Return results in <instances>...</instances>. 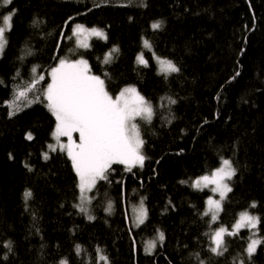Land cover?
I'll return each mask as SVG.
<instances>
[{
    "label": "trees",
    "instance_id": "obj_1",
    "mask_svg": "<svg viewBox=\"0 0 264 264\" xmlns=\"http://www.w3.org/2000/svg\"><path fill=\"white\" fill-rule=\"evenodd\" d=\"M13 9L8 44L0 54V264L61 259L95 264L97 247L111 264H198L197 253L205 264L246 259L249 230L227 238L229 250L222 257L208 250L205 234L220 226L230 229L239 211L248 209L261 217L258 235L264 236V0H12L0 6V24ZM33 20L41 23L33 26ZM156 21L162 22L159 30L151 28ZM75 24L103 28L108 40L92 37L89 49L77 48L75 37L68 38ZM142 38L151 50L143 49ZM113 46L119 53L102 64ZM141 51L148 67L136 63ZM153 53L180 71L165 78ZM81 56L112 95L134 85L155 109L151 123L137 121L148 157L144 167L126 172L113 165L110 182H99L90 193L91 221L73 207L79 193L66 153L42 157L49 151L54 117L43 103L25 108L22 102V111L9 117L4 103L32 79V67L50 81L47 73L58 58ZM167 97L176 103L162 99ZM221 158L233 162L237 175L224 211L211 223L200 215L209 189L196 190L191 182L218 167ZM25 190L32 192L27 204ZM139 197L148 216L133 228L128 210ZM109 201L111 214L105 211ZM157 229L164 241L143 253L142 240ZM8 241L11 253L3 247ZM77 244L83 249L79 256ZM251 264H264V245Z\"/></svg>",
    "mask_w": 264,
    "mask_h": 264
},
{
    "label": "snow or ice",
    "instance_id": "obj_2",
    "mask_svg": "<svg viewBox=\"0 0 264 264\" xmlns=\"http://www.w3.org/2000/svg\"><path fill=\"white\" fill-rule=\"evenodd\" d=\"M12 0H0V6L7 7ZM96 4L95 7H100ZM15 9L9 14L3 16V26H0V54L4 52L8 44L6 32L12 29V19ZM71 19V18H69ZM131 19V18H130ZM33 26H39L40 21L33 20ZM67 23V21L65 22ZM162 27L161 21L151 24L153 30H159ZM61 35H64L61 33ZM75 37L77 48L89 49L91 47L89 39L92 37L102 41L108 40V34L103 28H86L82 24H75L72 28L71 39ZM143 47L151 50L152 44L149 40L142 38ZM60 45L57 44V48ZM119 53V48L113 46L105 52L102 58V64L112 63L115 55ZM153 58L157 61L160 73L165 78L172 73H178L180 68L171 60L162 58L153 53ZM136 63L148 67V61L143 53L137 54ZM34 74L32 79L18 87L14 92L12 100H6L4 103L8 106L9 117L22 111L23 107H30L34 103H43L55 120V126L51 133L55 143H49V151L43 152L42 157L45 161L50 159V152L60 151L66 153L71 162L72 169L76 176V188L78 190V199L80 203L74 204L80 213L84 214L88 220H94L95 216L90 213L87 205L91 204L94 197L88 193L98 189L101 181H109V175L113 170V165H123L126 172H132L135 167H144L148 159L143 154L145 141L141 135V127L137 121L151 123L155 114L154 105L144 95L138 91L134 85L123 87L118 94L112 95L106 81L101 76L93 73L89 61L82 56L77 59L58 58V63L50 69L46 80V74L37 72V67H32ZM20 73L17 71V76ZM239 72L236 73V76ZM107 76V74H105ZM235 79V76L232 77ZM41 82L45 87L38 88ZM2 83V81H0ZM33 93L34 97L29 98ZM166 99L168 104H175L176 101L171 97ZM46 102V103H45ZM78 135V140L74 138ZM67 138V142L61 140ZM27 140H33V135L28 132L25 137ZM11 158V157H10ZM29 171L31 167L25 164ZM237 175V170L233 162L229 159L221 158L219 166L211 170L209 174L198 177L191 182V187L196 190L210 188L213 194H218L219 198L214 199L208 196L205 201V209L200 213L203 217H210V222L215 223L219 219V214L224 211V201L228 194L233 191L230 182ZM187 183V181H181ZM25 203L32 198V192L25 190L23 193ZM255 208L253 202L250 205ZM113 204L108 202L105 211L111 214ZM147 209L143 205V199L140 206L136 209L134 227H140L147 219ZM262 219L259 216L251 214L245 210L239 213L238 218L231 228L224 226L217 227L206 233L209 240L208 250L216 257H222L228 252L229 237H237L241 229H247L251 236L244 247V257L239 259L238 264H251L252 258L257 253L258 248L264 245V236L258 235ZM165 234L157 229V240L163 242ZM135 245V241H133ZM154 241H148L145 247L146 253H151L155 248ZM3 247L12 252L11 241L4 242ZM82 247L77 244L75 252L79 256L82 253ZM8 253H5L3 259H8ZM97 257L95 264H111L108 256L104 254L102 248L97 247ZM198 264H205L203 259H199V253L196 254ZM59 264H69L67 259H61Z\"/></svg>",
    "mask_w": 264,
    "mask_h": 264
},
{
    "label": "rangeland",
    "instance_id": "obj_3",
    "mask_svg": "<svg viewBox=\"0 0 264 264\" xmlns=\"http://www.w3.org/2000/svg\"><path fill=\"white\" fill-rule=\"evenodd\" d=\"M0 26H3V21H2V23L0 24ZM74 27V26H73ZM86 28H90V27H87V26H85ZM91 39V38H90ZM90 39H89V41H90ZM142 47H143V45H142ZM143 49H144V47H143ZM140 53H142V51L140 52ZM139 54V53H138ZM58 63V62H57ZM56 65V64H55ZM54 67V66H53ZM49 71H50V69H49ZM48 71V72H49ZM159 72H160V70H158ZM74 138L75 139H77L78 140V135H76V134H74ZM61 140L63 141V142H67V138L66 137H62L61 138ZM50 143H55V140L52 138V141L50 142ZM201 177V176H200ZM196 180V179H195ZM207 189H209L208 190V194L206 195V198H205V201H206V199H207V197L208 196H213V198L214 199H218L219 198V196H218V194H213L211 191H210V188H207ZM88 195L90 196V193H88ZM142 197H139V199L135 202V203H132V204H130V207H129V216H130V223H131V225H132V227L133 228H137V227H134V221H135V216H136V209H138L139 208V206H140V203H141V200L143 199H141ZM78 203H80V201L78 202ZM143 205H144V207H145V204H144V200H143ZM87 207L89 208L90 207V204L89 205H87ZM205 207H206V205H205ZM146 208V207H145ZM245 210H247V211H249L251 214H253V215H256L255 214V212H252V211H250V210H248V209H243V210H241V211H239V213L240 212H242V211H245ZM239 213L237 214V217H236V219L238 218V215H239ZM257 216V215H256ZM236 219L234 220V222L232 223V225L235 223V221H236ZM231 225V226H232ZM225 227V226H224ZM252 235V234H251ZM250 235V236H251ZM148 241H154L155 242V244H156V246L158 245V244H160L161 242L160 241H158L157 240V232H156V234L153 236V237H151V238H149V239H144V240H142V243H141V248H142V251H143V253H146L145 252V247H146V244H147V242ZM156 246H155V248H156ZM155 248L152 250V252L155 250ZM151 252V253H152ZM150 253V254H151ZM147 254H149V253H147Z\"/></svg>",
    "mask_w": 264,
    "mask_h": 264
}]
</instances>
